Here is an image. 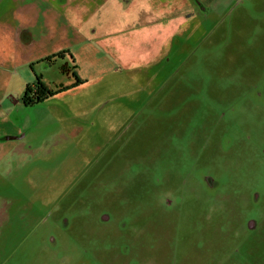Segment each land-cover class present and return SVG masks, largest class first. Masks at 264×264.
<instances>
[{
	"label": "rangeland",
	"instance_id": "374dc122",
	"mask_svg": "<svg viewBox=\"0 0 264 264\" xmlns=\"http://www.w3.org/2000/svg\"><path fill=\"white\" fill-rule=\"evenodd\" d=\"M0 264H264V0H0Z\"/></svg>",
	"mask_w": 264,
	"mask_h": 264
},
{
	"label": "trees",
	"instance_id": "16d2710c",
	"mask_svg": "<svg viewBox=\"0 0 264 264\" xmlns=\"http://www.w3.org/2000/svg\"><path fill=\"white\" fill-rule=\"evenodd\" d=\"M62 53L64 52H60L58 54H55L52 57H48L45 59V61L50 62L52 59L56 57H61ZM70 57L72 58V55H70ZM60 68L63 73L69 74L70 70L68 69L67 64H63ZM72 76L76 79L75 73H73ZM63 91H64V88H61L57 92H53L49 87L43 84L40 81V79L37 77L35 84L26 85L24 95L22 97V102L25 106H33L36 104L43 103L48 98L53 97L57 93H60Z\"/></svg>",
	"mask_w": 264,
	"mask_h": 264
}]
</instances>
